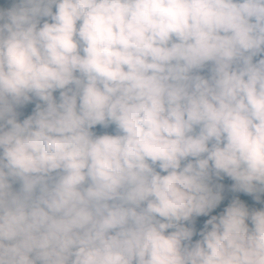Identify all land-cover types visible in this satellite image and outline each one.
I'll return each instance as SVG.
<instances>
[{
	"label": "clouds",
	"instance_id": "obj_1",
	"mask_svg": "<svg viewBox=\"0 0 264 264\" xmlns=\"http://www.w3.org/2000/svg\"><path fill=\"white\" fill-rule=\"evenodd\" d=\"M0 264H264V0H0Z\"/></svg>",
	"mask_w": 264,
	"mask_h": 264
},
{
	"label": "rangeland",
	"instance_id": "obj_2",
	"mask_svg": "<svg viewBox=\"0 0 264 264\" xmlns=\"http://www.w3.org/2000/svg\"><path fill=\"white\" fill-rule=\"evenodd\" d=\"M241 196L242 199L246 200L247 202L251 203V198L249 197H245L242 194H239ZM257 207H259L258 205H256Z\"/></svg>",
	"mask_w": 264,
	"mask_h": 264
}]
</instances>
